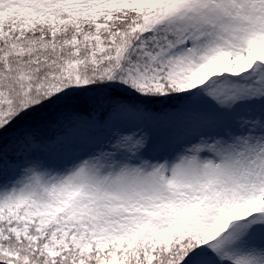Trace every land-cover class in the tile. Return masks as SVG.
I'll use <instances>...</instances> for the list:
<instances>
[{
    "label": "snow or ice",
    "instance_id": "1",
    "mask_svg": "<svg viewBox=\"0 0 264 264\" xmlns=\"http://www.w3.org/2000/svg\"><path fill=\"white\" fill-rule=\"evenodd\" d=\"M0 264H264V0H0Z\"/></svg>",
    "mask_w": 264,
    "mask_h": 264
}]
</instances>
